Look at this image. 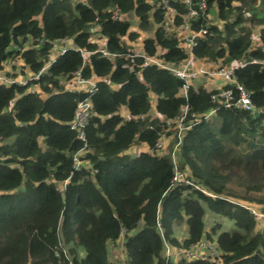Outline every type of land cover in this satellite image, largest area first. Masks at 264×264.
Wrapping results in <instances>:
<instances>
[{
    "label": "trees",
    "instance_id": "obj_1",
    "mask_svg": "<svg viewBox=\"0 0 264 264\" xmlns=\"http://www.w3.org/2000/svg\"><path fill=\"white\" fill-rule=\"evenodd\" d=\"M204 1L205 12L187 18L191 32L206 29L189 51L177 35L185 0H0V71L17 57L28 77L49 65L27 85L0 84V264H114L119 239L124 264H264V219L250 211L264 215V67L250 63L264 57V0ZM103 37L113 56L97 51ZM64 38L75 47L54 53L49 42ZM158 49L166 66L190 53L200 64H243L234 78L254 110L217 107L182 133L174 159L175 134L155 150L166 127L159 116L217 105L202 83L184 97L169 69L133 56ZM77 71L96 81L93 91L78 87ZM85 99L80 140L70 123ZM85 144L87 163L76 170ZM175 166L188 183L172 181ZM175 224L186 227L182 239ZM202 242L218 255H165L167 245L186 253Z\"/></svg>",
    "mask_w": 264,
    "mask_h": 264
},
{
    "label": "built area",
    "instance_id": "obj_2",
    "mask_svg": "<svg viewBox=\"0 0 264 264\" xmlns=\"http://www.w3.org/2000/svg\"><path fill=\"white\" fill-rule=\"evenodd\" d=\"M167 0H164L165 6ZM185 2L188 5V13L183 17V24H182V31H184V35L181 38L182 43L189 47L190 49L197 44L196 38L204 33H206L205 28H201L197 32H191L189 30V23L187 22V18L189 16H196L199 11L202 13L205 12V1L200 0L198 1V6L192 7L190 5V0H185ZM167 7V6H166ZM118 11L113 12V18H117ZM45 40L42 39L41 43ZM106 39L103 37L100 41V46L97 49L99 53L102 54V56L108 57L110 55L113 56V54H110L109 51L106 48ZM51 45L52 50L55 52L58 51L59 54L64 53L68 48H74L75 46L72 45V42L67 39H59L49 42ZM26 45V44H25ZM26 49V47H24ZM160 50L158 49L156 54L150 56L146 55L144 53H141L138 50H135L133 52V56L136 57H142L143 58V65H149V64H155L159 67L169 69L176 77L181 79L183 81V84L181 86V93L184 97L187 95V91L191 85L192 88L197 91V86L200 84V82L195 83V79L198 77H204L208 78L209 82H201L204 87H207L211 91L210 98L212 101L217 103V105L209 110L208 112L199 115L195 113H190L188 117V109L189 106L185 105L179 115H177L174 118H166L163 117L159 118L161 121H163L166 125L165 129L160 133L156 143H155V150H162L165 146L168 145L169 141L173 138V135L175 136L176 141L173 144L172 147V157L174 159V152L181 140L182 133L189 128L191 125L195 124L197 121L205 119L210 117V115L214 114L217 107H224V108H235V109H241V110H247L252 111L254 110V106L250 100L249 94L245 91L242 85H240L234 78V70L238 69L239 67L243 66V64L240 63H231L229 66L221 65L220 63H209L214 65L213 67H207L204 65H194L195 62L192 54L190 53L187 60L182 63L180 66L173 67V66H166L164 65L158 58ZM250 63H259L264 67V57L261 60L252 59ZM49 67V65H45L43 68H41L37 73L32 74L30 77L20 80L16 77H8L3 74V69L0 71V84L5 85H12V84H18V85H27L29 80H38L40 75L45 73L46 69ZM75 83L78 85L79 88L84 89L86 92H91L96 87V81L95 80H83L79 76V71L75 73ZM32 90V89H30ZM90 102L85 99L82 101H79L76 104V108L74 111V117L70 123V128L77 131V139L84 140L83 135V127L86 124L89 116L91 115L90 111ZM264 112V110H263ZM153 116L158 115L156 113H153ZM87 145L85 144L82 148H80L76 153L73 155V167L76 170H81V167L85 166L87 163L86 155L87 152ZM182 180L184 183H188V181L183 180L182 173L178 171L177 166H175V172L172 178L173 182H178ZM250 211L257 217L262 216L258 213H256L253 209H250ZM212 245L208 242H202L199 243L198 246L190 249L186 253L189 255L188 257L192 258H200V257H206L208 255H212L215 253V248L211 247ZM203 252V253H202ZM205 252L207 254H205ZM213 253V254H212ZM206 255V256H205Z\"/></svg>",
    "mask_w": 264,
    "mask_h": 264
},
{
    "label": "rangeland",
    "instance_id": "obj_3",
    "mask_svg": "<svg viewBox=\"0 0 264 264\" xmlns=\"http://www.w3.org/2000/svg\"><path fill=\"white\" fill-rule=\"evenodd\" d=\"M72 2L73 1H82V0H71ZM128 19L132 20V21H135V19L131 16H128ZM167 23H168V28L171 30V29H175L172 24H171V18H170V14L169 16L167 17ZM131 29L132 30H138V27H137V24L136 22H133L132 26H131ZM179 35L181 38L183 37L184 35V31H182L181 28H179V33L177 34ZM142 32H141V35H140V39L142 37ZM256 32H254V37L256 38ZM138 39V40H140ZM30 44H26L24 47H28ZM194 65H204V66H207V67H213L214 65L212 64H200V63H197V62H194L193 63V66ZM26 68L25 70L22 69V61L20 59V57H17V59H11V60H7L5 63H4V69H3V74L8 76V77H16L20 80H24L26 79L28 76L24 75V73L26 72ZM14 75V76H12ZM209 82V79L208 78H204V77H198L197 79H195V83L197 82ZM142 149V147L138 144L132 146L127 152L128 153H136L138 150ZM261 220L264 219V215L260 216L259 217ZM259 221L258 225H257V228H260L263 221ZM205 223L207 225V227L210 226V224L212 223V217L210 214L207 213L206 217H205ZM221 224L223 227L225 228H228L229 230L232 229V225L230 224V222L228 221H221ZM186 234V227L185 225L183 224H180V225H174V235L176 237H178V239H182ZM214 248V246H211ZM203 253V252H202ZM183 254H186L185 256L188 257L189 255L187 253H185L183 250L181 249H178V248H173L171 249L169 245H167V248L165 249V255L166 256H169L171 259L173 260H176L178 259L181 255L183 256ZM205 254H207L205 252ZM213 254V253H212ZM218 253L217 251H215V253L213 254V256H217ZM206 256V255H205ZM207 257V256H206ZM109 258L110 260L113 261L114 264H124V254H123V249H122V240L119 239V241L114 245V246H111L110 247V250H109Z\"/></svg>",
    "mask_w": 264,
    "mask_h": 264
}]
</instances>
